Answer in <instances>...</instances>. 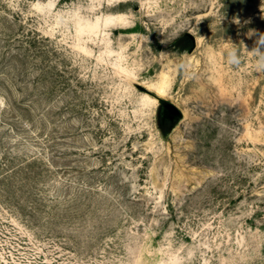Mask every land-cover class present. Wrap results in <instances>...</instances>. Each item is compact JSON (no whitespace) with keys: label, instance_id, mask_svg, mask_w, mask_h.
Wrapping results in <instances>:
<instances>
[{"label":"rangeland","instance_id":"1","mask_svg":"<svg viewBox=\"0 0 264 264\" xmlns=\"http://www.w3.org/2000/svg\"><path fill=\"white\" fill-rule=\"evenodd\" d=\"M260 33L264 0H0V264H264Z\"/></svg>","mask_w":264,"mask_h":264},{"label":"clouds","instance_id":"2","mask_svg":"<svg viewBox=\"0 0 264 264\" xmlns=\"http://www.w3.org/2000/svg\"><path fill=\"white\" fill-rule=\"evenodd\" d=\"M224 17L221 18V21ZM238 23V21H237ZM255 34V30H250L248 33L249 38ZM235 45V44H234ZM261 46H264V33H260L259 37L256 41V46L253 48L251 52H254L257 57L256 69L258 72H264V51H261ZM226 62L233 67H239L242 62L239 49L233 47L231 50L227 52Z\"/></svg>","mask_w":264,"mask_h":264},{"label":"water","instance_id":"3","mask_svg":"<svg viewBox=\"0 0 264 264\" xmlns=\"http://www.w3.org/2000/svg\"><path fill=\"white\" fill-rule=\"evenodd\" d=\"M162 106H163V111L166 115L169 116H180L181 115V110L172 102L166 101V100H161Z\"/></svg>","mask_w":264,"mask_h":264}]
</instances>
